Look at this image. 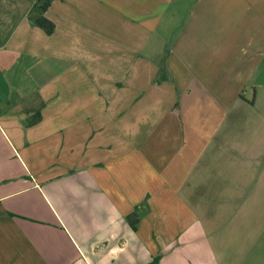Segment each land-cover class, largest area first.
<instances>
[{"label": "crops", "instance_id": "crops-1", "mask_svg": "<svg viewBox=\"0 0 264 264\" xmlns=\"http://www.w3.org/2000/svg\"><path fill=\"white\" fill-rule=\"evenodd\" d=\"M34 1L0 0V264H240L264 0H52L50 35Z\"/></svg>", "mask_w": 264, "mask_h": 264}, {"label": "rangeland", "instance_id": "rangeland-1", "mask_svg": "<svg viewBox=\"0 0 264 264\" xmlns=\"http://www.w3.org/2000/svg\"><path fill=\"white\" fill-rule=\"evenodd\" d=\"M32 1H34V0H32ZM243 3H246V0L245 1L240 0V10L243 9L242 8ZM248 5L250 6V9L247 10V12H250V10H252L253 5L255 6V9L257 7L258 8L260 7V9H262V7L264 6V2L257 3V1H255V2H250ZM258 8H257L256 12H263V10H260ZM263 15H264V13H263ZM245 18H248V17H245ZM262 21H260V22H262ZM262 58H264V57H262ZM262 79H264V74L252 76V78L250 79V82H249L250 84L247 86V92L250 93L253 90V88L256 89L258 87L257 89H259L262 86V84L264 83V82H262ZM258 203H259V201H258ZM257 225L254 227H255L256 232L259 234L260 232L257 228ZM253 234L255 235V232H253ZM260 235H262V236H260V238L258 240H254V242H252L253 244H247L245 246V248H247L248 251L246 249V253L243 254L245 256L240 258V264H264V234H260ZM243 249H244V245L242 244L240 246V255H242L241 252H243Z\"/></svg>", "mask_w": 264, "mask_h": 264}, {"label": "trees", "instance_id": "trees-1", "mask_svg": "<svg viewBox=\"0 0 264 264\" xmlns=\"http://www.w3.org/2000/svg\"><path fill=\"white\" fill-rule=\"evenodd\" d=\"M52 0H35L28 14V20L36 27L42 29L46 34L50 35L55 30L54 23L45 16V12L49 8ZM130 224L134 228V221L130 220Z\"/></svg>", "mask_w": 264, "mask_h": 264}]
</instances>
